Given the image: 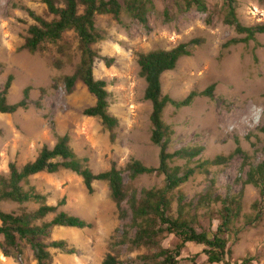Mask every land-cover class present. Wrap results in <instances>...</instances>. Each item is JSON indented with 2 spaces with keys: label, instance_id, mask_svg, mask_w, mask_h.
<instances>
[{
  "label": "rangeland",
  "instance_id": "obj_1",
  "mask_svg": "<svg viewBox=\"0 0 264 264\" xmlns=\"http://www.w3.org/2000/svg\"><path fill=\"white\" fill-rule=\"evenodd\" d=\"M122 2L124 0H121ZM209 11L187 10L185 0H151L145 28L125 9L118 22L112 14L96 15V26L105 38L92 47L99 53L94 64L96 79L107 82L109 111L119 119L116 140L111 141L108 129L98 117L87 116L84 110L96 98L87 86L78 81L72 92L66 90L63 76L72 74L80 63L82 48L78 36L68 31L58 44L45 43V49L31 53L22 49L29 27L35 23L28 9L47 19V7L41 0H0V90L7 77L14 80L8 101L18 102L30 86V106L15 113L0 112V175L9 173V163L19 167L35 160L43 146L54 147L60 135L68 134L70 144L80 157L89 158V167L100 173L113 162L123 169L129 191L162 190L163 174H143L132 179L126 167L133 159L146 166L158 167L160 147L151 140L152 102L144 98L147 82L140 73L138 53L156 49H172L194 38L204 42L191 46L192 55L180 58L174 70L161 76L163 94L181 100L191 91H202L215 83L214 96H198L190 106L168 105L164 121L173 134L169 152L184 147H204L193 160L173 159L171 167L195 168L191 178L169 191L168 214L176 218L182 207L183 217L195 219L198 231L212 237L222 223L227 200L235 217L223 236L229 240L230 252L220 263H209L205 246L189 242L182 249L179 264H264V200L260 188L247 184V171L264 159V33L249 42L225 44L245 37L224 22V0H205ZM240 22L245 26L264 25V0H236ZM168 14H167V13ZM212 16V23L206 19ZM65 45L67 54L59 51ZM103 56L113 58L109 67ZM62 67L55 65L56 60ZM40 101L41 105H36ZM240 146L244 153L234 154L225 164H205L218 155L229 156ZM30 184L47 196L46 203L79 216L92 227H54L49 240H65L76 254L50 248V264H103L108 254L122 264H144L145 257L158 252L155 246L135 247L118 244L124 224L106 181H95L94 192H88L83 178L76 172L62 169L56 173L41 172L30 177ZM182 198V199H179ZM39 203L20 205L3 202L6 212H32ZM257 215H261L257 218ZM55 213L43 220L50 221ZM194 217V218H193ZM129 222V220H127ZM134 235V230H132ZM3 238L0 237V240ZM160 245L173 249L179 242L174 235L159 237ZM250 258L251 263L245 259ZM0 264H38L34 250L26 246L23 254L5 256L0 247ZM149 264H162L149 261Z\"/></svg>",
  "mask_w": 264,
  "mask_h": 264
},
{
  "label": "trees",
  "instance_id": "obj_2",
  "mask_svg": "<svg viewBox=\"0 0 264 264\" xmlns=\"http://www.w3.org/2000/svg\"><path fill=\"white\" fill-rule=\"evenodd\" d=\"M41 1L46 5L47 13L52 18L47 19L28 9V13L35 23L29 27V35L21 48L35 53L45 49V43L58 44L66 32H75L82 48L81 60L75 71L63 76L62 80L68 92L73 91L78 81H82L87 86L89 92L95 96L96 102L87 107L84 114L100 118L105 128L110 132L111 141L115 142L119 119L109 111L110 93L107 89L106 80L96 79L94 76V64L100 55L92 45L105 38L96 26L95 18L96 15L100 14H112L118 22H121V14L126 9L133 18L149 29L148 4L151 0H124L123 2L121 0ZM224 3L226 5L225 24L233 26L238 33L245 34L243 38L228 41L225 46L241 41L249 42L254 40L257 34L264 33L263 24L245 26L240 22L236 0H224ZM185 6L187 10L195 9L201 13H208L209 11L205 0H185ZM206 23H212L211 15L207 17ZM203 42V38H194L187 43H180L172 49H156L146 53H138L140 73L147 82L144 98L151 101L153 107L150 116L153 126L151 140L160 147V164L158 167L146 166L140 160L133 159L128 163L126 170L132 179L143 174H163L165 187L158 191L154 189H142L139 192L137 189L129 191L124 178L125 171L118 168L115 162L112 163L109 170L95 173L89 167V158L78 156L72 148L70 136L68 134L60 135L54 147L43 146L35 160L29 161L21 167L16 162H10L9 173L0 175V237L3 238L0 240V247L5 256H11L12 252L21 255L25 247L29 246L34 250L38 264H50L52 260L50 248L58 249L66 254L78 252L76 248L70 247L65 240H49L51 230L54 227L82 229L92 227V223L60 210V207L66 203L65 199H62L57 205L47 204V196L30 184V177L38 173H56L66 169L80 175L91 194L94 192L93 184L95 181L108 183L112 198L118 207L119 216L123 221H126L121 237L117 241L118 244L130 243L135 247L155 246L159 248L158 252L145 257L144 264H149V261L161 262L162 264H179L182 249L189 242L205 246L204 252L209 263H220L225 260V255L231 250L228 248V238L223 235L229 231V225L236 216L233 211L235 208L240 209V202H237L236 207H234L230 206L227 200L225 201L222 223L218 225V229L212 237L207 231H198L193 226L196 222L195 219L188 220L187 217H183V206H180V215L176 218L169 216L167 211L170 205L167 193L186 183L196 172L195 168H187L181 173V168L171 167L170 161L175 158L193 160L202 154L204 147H184L169 152V140L173 130L163 119L164 110L170 104L176 108L190 106L198 96L213 97L216 84L213 83L202 91L193 90L185 98L176 100L168 94H163L161 76L167 71L174 70L180 58L191 56V46H199ZM59 51L67 54L66 46L60 45ZM102 59L109 67L114 61L113 58L107 56H103ZM55 65L62 67L63 62L57 59ZM0 66H3L1 62ZM13 80L14 76L10 74L4 87L0 90L1 113H15L30 106V91L32 89L30 86L24 89L21 100L15 103L8 101ZM36 105L40 106L41 102H36ZM235 153L243 154L244 151L238 146L233 154L229 156L218 155L213 160H207L205 164H225ZM245 182L260 188L263 201L264 159L257 165L250 166ZM3 202H14L20 205L35 202L39 203V207L32 212H6L1 208ZM51 213H55L52 220L43 221L41 224L38 222ZM260 217L261 215H257V218ZM132 230H134V235H132ZM171 234L179 238L177 245L173 249L162 247L159 237ZM245 262L251 263V259L247 258ZM103 264H122V262L118 260L117 256L108 254Z\"/></svg>",
  "mask_w": 264,
  "mask_h": 264
}]
</instances>
